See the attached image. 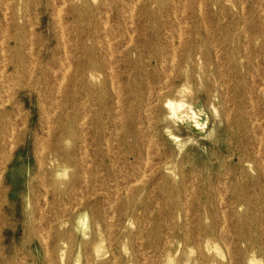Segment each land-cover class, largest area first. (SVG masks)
Returning a JSON list of instances; mask_svg holds the SVG:
<instances>
[{
    "label": "rangeland",
    "instance_id": "1",
    "mask_svg": "<svg viewBox=\"0 0 264 264\" xmlns=\"http://www.w3.org/2000/svg\"><path fill=\"white\" fill-rule=\"evenodd\" d=\"M0 104V264H264V0H0Z\"/></svg>",
    "mask_w": 264,
    "mask_h": 264
},
{
    "label": "bare ground",
    "instance_id": "2",
    "mask_svg": "<svg viewBox=\"0 0 264 264\" xmlns=\"http://www.w3.org/2000/svg\"><path fill=\"white\" fill-rule=\"evenodd\" d=\"M56 6V5H55ZM200 7V6H199ZM77 9L76 8H74V7H72L71 9H69V14H70V16H73V17H75L74 19H76V18H78V16H77V11H76ZM104 14V13H103ZM106 15V14H105ZM126 15V14H125ZM115 17H117V16H119L117 13L114 15ZM55 17V16H54ZM107 18V17H106ZM103 21H105V20H103ZM179 26V25H178ZM157 32H158V30H157ZM132 39V38H131ZM130 43V42H129ZM65 47V46H64ZM143 48H146L145 46H143ZM65 49V48H64ZM63 50V49H62ZM69 64V63H68ZM162 64V63H161ZM160 64V65H161ZM70 66V65H69ZM2 72V71H1ZM67 71H65V73H66ZM64 75V74H63ZM64 76H62V78H63ZM8 80V79H7ZM62 80V79H61ZM64 80V79H63ZM167 80V79H166ZM61 84V83H60ZM60 84H59V86H60ZM59 90V89H58ZM57 91V90H56ZM58 92V91H57ZM8 96V95H7ZM1 105V104H0ZM87 115V114H86ZM85 118V117H84ZM85 120V119H84ZM18 126V125H17ZM116 127V126H115ZM42 135V134H41ZM258 136V135H257ZM2 138H5V132L4 131H1L0 130V140L2 139ZM45 138V137H44ZM0 146H1V144H0ZM1 148V147H0ZM81 157V156H80ZM121 178V177H120ZM143 178V177H142ZM139 182H140V180H139ZM42 188V187H41ZM42 194V193H41ZM42 196V195H41ZM47 204V203H46ZM65 205V204H64ZM67 206V205H66ZM108 215V214H107ZM36 222V221H35ZM249 253V252H248ZM251 255V254H250ZM117 258V257H116Z\"/></svg>",
    "mask_w": 264,
    "mask_h": 264
}]
</instances>
